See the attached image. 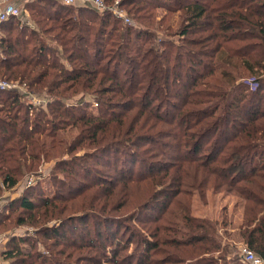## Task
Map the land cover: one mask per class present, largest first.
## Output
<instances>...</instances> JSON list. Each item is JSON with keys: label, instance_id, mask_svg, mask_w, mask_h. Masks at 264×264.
I'll return each mask as SVG.
<instances>
[{"label": "trees", "instance_id": "16d2710c", "mask_svg": "<svg viewBox=\"0 0 264 264\" xmlns=\"http://www.w3.org/2000/svg\"><path fill=\"white\" fill-rule=\"evenodd\" d=\"M14 1L33 27L0 25V77L48 103L35 112L0 91V199L38 178L0 208V231L37 237L12 235L3 257L244 264L217 241L228 219L192 216L187 190L209 189L246 202L239 238L264 259V0H104L119 1L135 26L89 6ZM138 184L153 197L131 210L120 200Z\"/></svg>", "mask_w": 264, "mask_h": 264}, {"label": "rangeland", "instance_id": "374dc122", "mask_svg": "<svg viewBox=\"0 0 264 264\" xmlns=\"http://www.w3.org/2000/svg\"><path fill=\"white\" fill-rule=\"evenodd\" d=\"M125 11L127 12V10ZM26 21H27L26 23L29 22L31 27H33L32 22L29 21V16H27ZM132 21H133L134 26L137 25V23L133 19ZM39 97L46 98L47 96L42 94ZM26 100L27 99H25V101ZM46 108H47V105H45L44 108H40V109H46ZM40 109L34 108L35 112L39 111ZM53 165H54V162H51L48 164L45 163L44 166H42L41 170L39 171L40 175L45 179H49L52 173ZM37 180L38 178L33 177V176L26 178L19 184L16 190L5 193V195L0 199V208L2 207L3 203L19 198V196L24 192V190L34 185ZM44 185H45L44 189L50 192L51 187L48 186L47 184H44ZM145 190H146V185L144 184L132 185L129 189V192H130L129 196H126V198L123 199V201L120 200V203H123V202L131 203L132 202V207H131V210H132L133 208L136 207V205H133L134 202H136L137 204L143 203V202H146L148 199H150V197H153L152 194L149 193L151 191L147 193ZM187 193L190 194L191 213L193 217L209 219L211 221H218L220 223L223 221V219H228L227 222L229 223V225L227 227H224V226L218 227V234H217L218 240L217 241L223 246L224 245H234L236 246L238 250V247H240V245L242 244L239 238L238 228L241 225L240 221L243 220L242 216L244 214V208H245L246 202L241 197L237 196L236 194L226 192V191L217 192V191L208 189L204 197L201 195L200 191L198 190H194V191L187 190ZM179 198H184V197L180 196ZM128 225L130 229L134 228L135 222H128ZM167 226L168 228H171L172 225H167ZM122 231L124 234L126 233L124 229H122ZM141 234H142L143 239L150 238V236L148 234H145L143 231H141ZM12 235H17V236L31 235V237H37L35 230L29 227H21L18 229H14L11 232L0 231V256H1V260L3 264H10V262H8L3 257L2 251L5 249L6 244L9 238L12 237ZM131 237H132V233L131 231H129L128 234L126 235V238L130 239ZM39 240H43V239L39 238ZM137 242H138V238H132V242H130L128 246V252L134 253L136 251ZM216 254H219V252H216Z\"/></svg>", "mask_w": 264, "mask_h": 264}, {"label": "built area", "instance_id": "2783aa9c", "mask_svg": "<svg viewBox=\"0 0 264 264\" xmlns=\"http://www.w3.org/2000/svg\"><path fill=\"white\" fill-rule=\"evenodd\" d=\"M63 3L68 6H89L99 13L111 12L117 19L127 25H133L132 19L128 16L127 12L120 6L119 1L114 5H107L104 0H53ZM3 7L0 8V25L7 22L11 18H19L24 22L28 15H26L23 5L16 4L13 0H3ZM249 84L253 85L254 80H249ZM0 91L5 92H18L26 101L32 105L34 109L44 108L47 105V98H40L29 90L26 83L20 81H8L0 77ZM29 99V100H28ZM240 258L244 264H264V259L258 256L255 252L249 249L246 245L241 244L238 247ZM0 264L2 263L0 256Z\"/></svg>", "mask_w": 264, "mask_h": 264}, {"label": "crops", "instance_id": "0c3cea01", "mask_svg": "<svg viewBox=\"0 0 264 264\" xmlns=\"http://www.w3.org/2000/svg\"><path fill=\"white\" fill-rule=\"evenodd\" d=\"M16 4H18V5H25V3H23V2H17V1H14ZM4 5H3V0H0V8H2ZM26 12V11H25ZM26 15H28V13L26 12ZM242 219H243V216H242ZM242 221L243 220H241L240 221V224H242Z\"/></svg>", "mask_w": 264, "mask_h": 264}]
</instances>
